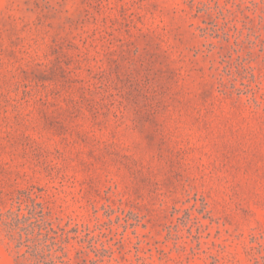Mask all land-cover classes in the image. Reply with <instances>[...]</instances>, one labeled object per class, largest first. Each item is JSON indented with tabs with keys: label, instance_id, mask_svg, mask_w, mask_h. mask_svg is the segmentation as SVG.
I'll return each instance as SVG.
<instances>
[{
	"label": "rangeland",
	"instance_id": "374dc122",
	"mask_svg": "<svg viewBox=\"0 0 264 264\" xmlns=\"http://www.w3.org/2000/svg\"><path fill=\"white\" fill-rule=\"evenodd\" d=\"M0 264H264V0H0Z\"/></svg>",
	"mask_w": 264,
	"mask_h": 264
}]
</instances>
